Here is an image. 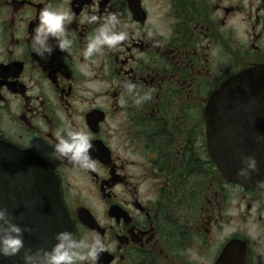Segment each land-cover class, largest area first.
Wrapping results in <instances>:
<instances>
[{
	"label": "flooded vegetation",
	"instance_id": "obj_1",
	"mask_svg": "<svg viewBox=\"0 0 264 264\" xmlns=\"http://www.w3.org/2000/svg\"><path fill=\"white\" fill-rule=\"evenodd\" d=\"M45 5L70 13L73 45L41 59L30 37ZM113 13L128 40L86 58ZM128 81L152 99L136 106ZM66 123L91 135L96 171L49 158ZM256 134L264 0H0V142L51 166L75 238L107 245L97 264H264V188L226 168L252 153L264 165ZM16 224L38 250V224Z\"/></svg>",
	"mask_w": 264,
	"mask_h": 264
},
{
	"label": "clouds",
	"instance_id": "obj_2",
	"mask_svg": "<svg viewBox=\"0 0 264 264\" xmlns=\"http://www.w3.org/2000/svg\"><path fill=\"white\" fill-rule=\"evenodd\" d=\"M68 11L57 10L51 5H45L39 12L38 23L30 37L31 50L41 59L50 57L54 51H68L73 40L70 38L66 25L71 22ZM96 15L86 16L85 21L96 23ZM121 21L116 14H109L88 38L84 49V56L92 58L105 48L115 49L127 41L129 34L126 30H118ZM151 35V33H149ZM52 41H55L53 47ZM123 87L126 92L134 96V104L142 105L152 99L153 88L150 92L139 94L137 86L131 81ZM255 143L264 145V135L256 134ZM56 140L49 158L64 160L70 165L85 171H96L97 162L91 155L94 149L92 137L83 130H75L71 123L56 131ZM241 167L236 171V177L241 181H248L253 174H258L260 169L255 153L241 155ZM257 185L264 188V179L258 180ZM30 231L27 226L21 227L13 223L7 208H0V257H14L21 255L23 264H97L100 254L107 251V245L99 234L91 240L86 238L76 239L68 231L55 235L56 243L51 249H38L33 252L25 249L24 233Z\"/></svg>",
	"mask_w": 264,
	"mask_h": 264
},
{
	"label": "water",
	"instance_id": "obj_3",
	"mask_svg": "<svg viewBox=\"0 0 264 264\" xmlns=\"http://www.w3.org/2000/svg\"><path fill=\"white\" fill-rule=\"evenodd\" d=\"M247 75L243 72L235 76L233 82ZM225 93V85L220 86L214 93L216 102L223 103ZM258 167L260 172L253 174L248 181L237 179L238 166L226 168L232 180L259 187L256 182L264 179V165ZM220 168L223 170V165ZM0 208L8 209L14 223L31 222L33 219L38 224V230L41 234L44 233L39 237L38 245L34 244L38 249H51L56 243L54 237L59 232L68 231L74 234L72 223L60 199L58 180L51 166L31 152L3 142H0ZM47 232L51 235L50 241H47ZM14 263L23 264L21 256Z\"/></svg>",
	"mask_w": 264,
	"mask_h": 264
}]
</instances>
